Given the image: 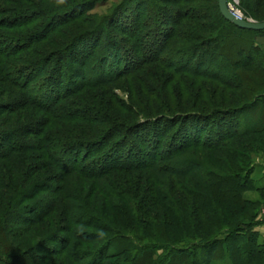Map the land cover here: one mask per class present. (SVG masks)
Wrapping results in <instances>:
<instances>
[{
  "label": "rangeland",
  "instance_id": "obj_1",
  "mask_svg": "<svg viewBox=\"0 0 264 264\" xmlns=\"http://www.w3.org/2000/svg\"><path fill=\"white\" fill-rule=\"evenodd\" d=\"M227 4L243 20L264 21V0H227ZM218 14L217 0H0V264H25L24 261L31 260L34 262L29 264H87L89 257L99 250L105 253L103 264H130L135 249L120 255L116 246L148 248L150 244L159 248L154 255L161 263L170 250H190L214 238L217 232H212L209 217H228L221 220L223 227L219 232L231 231L235 229V211H223L217 203L235 201V193L220 188L218 180L212 179L213 175H230V171L222 166L223 169H215L210 163L217 155L225 166L231 159L225 151H235V147L243 151L241 145L254 137L258 141L252 152L246 153L251 164H246L245 170L251 167L248 172L239 173L236 182L245 187L243 199L264 205V132L259 137L246 134L235 139L237 124L241 127L244 122L247 128L258 125L264 129V116L260 114L264 112V101L241 114H217L203 121L179 117L167 122L161 117L194 112L210 116L219 109L241 107L264 93V84L262 89L254 85L262 83L263 78L257 68L264 69V31L234 32L219 24ZM216 37H220L219 43L204 46V51L208 49L205 58L215 71L222 74L224 70L219 53L233 62L253 63L239 68L238 88L211 78L193 77L178 64L183 57L189 63L185 56L194 55L195 45L201 48L205 41ZM113 45L116 47H109ZM104 48L108 55H101ZM111 53L117 55L116 61ZM243 53L247 56L243 57ZM125 63L132 65L127 70L137 66L136 70L125 74ZM81 68L83 79H76L74 70ZM110 69L122 73L121 76L115 78ZM100 74L102 77L96 81ZM53 87L59 101L47 110L42 103L47 102L46 96H55ZM151 118H157V124L136 125ZM200 134L201 143H219L222 147L189 148L174 160L187 157L202 162L197 174L183 179L158 177L174 184L186 181L190 188L195 187L196 181H203L207 199H212L217 208L199 216L206 222L200 227L195 222L192 204L186 211L176 208L183 219L181 226L170 225L165 233L157 231L151 235L137 232L139 235L135 236L110 225L108 219L115 214L104 206L97 192L102 186L121 194L117 190L127 180L134 183L151 174L150 170L110 171L91 178L61 172L47 155L52 148L56 160L60 145L73 143L78 148L76 152L85 156L86 163L79 162L80 165L88 168L98 166V158H104L102 154L118 143L113 155L129 146L144 151L150 143L154 145L155 139L162 140L161 151L173 149ZM226 134L231 139L224 140ZM105 137L106 144L100 143ZM236 182L230 179L224 186L230 188ZM134 191L133 187V195ZM138 192L135 203L147 194V189L143 186ZM163 193L168 196L170 192L164 188ZM171 198L179 200L174 194ZM188 201H193L192 196ZM113 203H119L118 198H113ZM33 208L44 209L45 213L39 211L42 215L36 219L28 213ZM141 213L142 219L152 223L163 221V211ZM85 215L93 218L90 224L80 220ZM69 216L80 224L71 226V236L65 231ZM256 223L254 229L264 224V208ZM55 233L70 237L62 254L46 252L57 251V243L48 242ZM82 233L94 236L87 238L89 242H82ZM257 243L264 248L262 233L257 232ZM231 245L235 247V243ZM42 249L44 252L39 251ZM37 255H44V259ZM200 259L204 260L199 253L194 261L200 264ZM210 264L234 263L227 251Z\"/></svg>",
  "mask_w": 264,
  "mask_h": 264
},
{
  "label": "trees",
  "instance_id": "obj_2",
  "mask_svg": "<svg viewBox=\"0 0 264 264\" xmlns=\"http://www.w3.org/2000/svg\"><path fill=\"white\" fill-rule=\"evenodd\" d=\"M218 2V0H217ZM219 12V8H218ZM219 21V24L224 25L227 28L233 29L234 32L237 33H257V32H252V31H245L241 30L228 21H226L220 14H218V18L216 19ZM264 22V21H263ZM221 41L220 37L213 38L212 40L205 41L202 44V47L199 48L197 47L198 45H195L193 49L194 55L191 53V55H187L189 60V63L185 61V58L183 57L182 59L180 58L178 64L181 66L185 67L186 69H182L183 72H186L193 77L196 78H211V80L222 82L226 85L230 86H235V88L240 87L241 85V75L239 74V68H244L243 65L249 66V64H253L252 61L247 62L245 64L240 63V61H232V58L226 57L223 54H220V58L223 61V72L215 71L211 67L210 62L206 60V55L207 50L204 51V46L211 45L215 43H219ZM28 44V43H27ZM30 44V43H29ZM161 45V44H160ZM155 46V45H154ZM110 48L116 47V45L109 46ZM197 48V49H196ZM199 48V49H198ZM241 51V50H240ZM239 52V51H238ZM242 52V51H241ZM239 52V54H241ZM245 52V51H244ZM101 55H108L106 53L105 48L100 51ZM112 59L116 61L115 58V53H111ZM117 56V55H116ZM184 56V53L181 52L180 57ZM247 55L243 53V57H246ZM192 59V60H191ZM140 63L143 64V61H140ZM126 64V63H125ZM129 64V63H128ZM122 67L124 66L123 63H121ZM132 65L127 66L124 69L125 74H130L136 70L137 66L135 68H131L130 70H127V68H130ZM179 66V65H177ZM180 67V66H179ZM189 67V68H187ZM238 67V68H237ZM82 68L79 70H74L76 74H74L75 78H80L81 80L83 79L82 75ZM120 72L121 70L118 69ZM188 70V71H187ZM222 70V68H221ZM236 70V71H235ZM228 71V72H227ZM257 71L259 72L258 74L262 75L261 82L262 83H257L254 85H259L260 89H262L263 84H264V69L262 68H257ZM110 73L115 75V78H118L121 76L122 73L116 74L115 71H111ZM109 75V74H108ZM102 77V74L97 76L96 81L99 80ZM99 78V79H98ZM55 92V96L53 95H48L45 98L47 102L42 103V107H46L47 110L53 108L56 106L57 101H59V96L57 93V90L55 87L52 89ZM264 101V93H259L258 95H255L253 100L250 103L244 104L241 107L237 108H231V109H219L216 110V112H213L210 116L206 114H201V113H188V114H180L177 115V117H171L168 115L161 116L164 118L167 122H173L176 120V118H181L182 120L188 119V118H197L200 121L206 120L210 118L212 115H217V114H241L243 112H247L249 110H252L253 108H256V106ZM33 102V101H32ZM31 102V104H33ZM216 113V114H215ZM262 117L264 116V112L260 113ZM160 117V118H161ZM157 118H151L148 119V121H141L139 123H136V125L141 126L144 124H151L155 125L157 122H155ZM264 121V120H263ZM248 126L247 123L241 124V127L237 124V129H235V139L240 135L244 136L246 134L249 135H257L259 137V134L261 132H264V129H260L258 125L255 127H246ZM236 128V127H235ZM259 128V129H258ZM165 129V128H164ZM241 130V131H240ZM199 132V131H197ZM227 135V134H226ZM223 137L224 140L231 139L230 134L227 136ZM221 138V140H223ZM107 137H105L102 141L106 144ZM223 140V141H224ZM155 143L154 145H151V143L148 145L149 147L145 149L144 151H141V148L135 149V146H129L125 151L122 150L121 153H117L116 155H113L112 153L115 152L119 148V143L116 147H109L111 150L106 151L104 154H102L101 158H98V166L96 165L95 167H88L85 168L82 165H80L79 162L81 163H86L85 156L82 154H79V151H77V146L68 143H62L60 145L58 155L56 157V160L54 159V154L52 148H49L47 151V155L51 156L52 161H54L55 166L61 171V172H66V173H79L82 176L85 177H98L100 175H104L107 172L110 171H131V170H139V171H146L150 170L151 174H147L146 176H143V179H139L138 181L131 183L130 180H127L125 184L123 185V188H119L120 193L118 192H112L105 190L102 186L98 187V194L102 196V202L104 206L110 207L112 212H114V217L111 219H108V223L116 228L120 232H125L128 231L130 233H135V236L139 235L137 232H144L148 235L151 234H156L158 233H165L166 232V227L170 225H176V226H181L182 223V217L179 216L176 212V208L182 209L183 211L188 209L189 204H192L191 210H193V214L196 216V224L198 227L205 225L206 222L204 219H201L199 216H202L205 211H212V208H222L224 209L223 211H235V229L233 230H227V232H219L221 231V220L224 221V219H219L216 216L209 217V221L211 220L210 223H213L210 228H212V232L216 233L215 237L209 240H205L199 244L194 245V248H191L190 250L185 249V250H179V251H173L170 250L169 254L167 255V258L163 261H161L160 264H197L194 260L197 255L202 256L203 259H200V264H210L212 260H215V257L217 255H224L227 251L230 252V255L232 256V261L234 264H251V262H260L262 263V260L264 259L263 255V247L258 246L257 243V232L254 231V226L257 224L256 220L259 216V211L264 208V205L261 206V202H249L245 199L242 198L241 193L243 190H245V187L243 184H239L236 182V180L240 179L239 176L243 170L245 172L249 171L248 167L246 169V164H251L249 163L248 160V152H252V150L255 148L253 144H255V141H258L257 138H253L250 141L247 140V143L245 145H241L243 148V151L238 150L235 147V151L233 150H227V154L231 155L230 161L223 166V162L218 160L217 155H215V158H213V161L210 163V166L215 168V169H226L230 171V175H224V176H216L213 175L212 179L218 180L220 188L226 190L228 192L233 191V194L235 193V201H228L224 203H217L218 205L215 206L213 204L212 199H207L206 194V186L204 185L203 181H196L195 187H188L187 182L181 180L180 183L174 184L173 181H167L165 182L161 177H176V176H182L181 179L184 178L186 175H191L192 174H197L198 169H201L203 164L202 162L200 163L199 161L196 160H190V158H184L182 160L174 161L177 157H179V153L183 152L186 149L189 148H209V149H218V147H222L221 144L216 143V144H208V143H201V134L196 135L192 138H189L187 143L180 145V147L176 148H169L167 150H160V143H162V140H154ZM222 141V142H223ZM99 143V142H98ZM221 143V142H220ZM182 144V143H181ZM258 144V143H257ZM89 145H85V148ZM240 146V145H239ZM88 148V147H87ZM148 151V153L146 152ZM108 152V153H107ZM245 152V155H244ZM235 154V156H234ZM235 157V158H234ZM234 160V161H233ZM97 161L95 164H97ZM235 162V163H234ZM174 166H177V169L174 168ZM220 166H222L220 168ZM95 168V169H94ZM243 168V169H242ZM209 180L211 183L213 182L211 179V176H208ZM230 179H235V185H232L229 189L226 188L224 185H226V181ZM246 179V178H244ZM130 185V187L128 186ZM135 184V186H134ZM223 184V185H222ZM141 188L144 186V189H147V194L142 195L141 199H138V202L135 203L133 200L138 194V188ZM218 186V187H219ZM133 187L135 188L134 195L132 194ZM130 188V189H128ZM167 188V190L173 195H176V199L173 200L171 198V194L169 193L168 196L163 193V189ZM234 189V190H233ZM175 191V192H174ZM222 192V191H221ZM120 194V195H117ZM182 194H184L182 196ZM32 194H29L30 196ZM190 196H192L193 201L190 202L188 199H190ZM118 198L119 203H113V198ZM195 197V199H194ZM188 198V199H187ZM212 201V202H211ZM56 206V205H55ZM235 207V209H233ZM52 208V206H51ZM95 208V206H93ZM54 209V208H53ZM142 210H145L147 213H149L150 210H160L163 211L164 213L162 214V222L161 223H152L146 219H142L141 217V212ZM32 216H35L36 219L39 218L43 213H45L44 209H30L29 210ZM41 211V213L39 212ZM50 211V209H49ZM242 214V212H244ZM175 212V213H174ZM249 212V214L247 213ZM141 213V214H140ZM139 216H138V215ZM21 215V214H20ZM27 215V214H26ZM10 216V219L12 218V215ZM24 217V216H23ZM83 224H90L93 221V218L91 216L85 215L83 218H81ZM65 222L68 223V227H66L65 231L69 232V236L72 235L71 233V226L77 225L79 223L78 220H72L67 218ZM194 222V223H195ZM80 225V224H79ZM106 227V226H103ZM64 230V227H62ZM68 228L69 231H68ZM120 228V229H119ZM139 231H137V229ZM192 230H195V227L192 226ZM192 231V232H193ZM191 232V231H190ZM219 232V233H218ZM225 234V235H224ZM68 235L63 236L62 234L55 233L52 235V238L48 241H54L57 243V246L55 249L58 251H55L52 249H47L46 252H52L51 254H60L61 252H64L67 250V246L70 242V237ZM94 235H91L90 233H82L80 234L81 238L85 239H80L82 242H89L87 238H91ZM79 237V236H78ZM136 239L140 240V237H136ZM201 238H199L200 240ZM87 240V241H85ZM47 242V243H48ZM235 243L234 245H231ZM149 245V244H148ZM150 247L148 248H141L138 246L133 247H122L117 245V251L116 253H119L120 255L124 252L132 251L134 250V253L131 255L130 258V264H159L157 263V259L155 258L156 252L159 251V248L154 247L153 244L149 245ZM199 248V251L196 250ZM37 250V249H36ZM46 250V249H45ZM40 252H44V250H39ZM62 254V253H61ZM75 254V253H74ZM154 255V256H153ZM177 255H180V257H176ZM44 255H37V258L39 259H44ZM154 257V258H153ZM90 260L87 262V264H103V260L105 258V253L101 252V250L93 253L91 257H89ZM83 260V259H82ZM190 260V261H189ZM81 261V260H80ZM204 261V262H203ZM29 262H34V260L31 261H24L25 264H29ZM78 262V261H77ZM191 262V263H189ZM260 263V264H261Z\"/></svg>",
  "mask_w": 264,
  "mask_h": 264
},
{
  "label": "water",
  "instance_id": "obj_3",
  "mask_svg": "<svg viewBox=\"0 0 264 264\" xmlns=\"http://www.w3.org/2000/svg\"><path fill=\"white\" fill-rule=\"evenodd\" d=\"M218 8L221 16L239 29L252 32L264 31V22H251L235 17L228 9L227 0H218Z\"/></svg>",
  "mask_w": 264,
  "mask_h": 264
},
{
  "label": "built area",
  "instance_id": "obj_4",
  "mask_svg": "<svg viewBox=\"0 0 264 264\" xmlns=\"http://www.w3.org/2000/svg\"><path fill=\"white\" fill-rule=\"evenodd\" d=\"M228 9L233 15H235V17L241 19V16L238 13H236L232 7L228 6Z\"/></svg>",
  "mask_w": 264,
  "mask_h": 264
},
{
  "label": "crops",
  "instance_id": "obj_5",
  "mask_svg": "<svg viewBox=\"0 0 264 264\" xmlns=\"http://www.w3.org/2000/svg\"><path fill=\"white\" fill-rule=\"evenodd\" d=\"M257 230V231H256ZM255 232L262 233L264 235V224L261 225V227H258V229H254Z\"/></svg>",
  "mask_w": 264,
  "mask_h": 264
}]
</instances>
